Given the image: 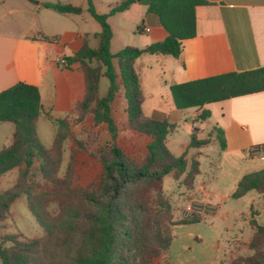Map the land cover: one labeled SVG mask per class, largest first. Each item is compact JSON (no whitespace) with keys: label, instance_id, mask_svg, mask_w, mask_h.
<instances>
[{"label":"trees","instance_id":"trees-1","mask_svg":"<svg viewBox=\"0 0 264 264\" xmlns=\"http://www.w3.org/2000/svg\"><path fill=\"white\" fill-rule=\"evenodd\" d=\"M136 1L158 17L166 35L144 47L124 46L112 54V30L107 18ZM206 3V0H119L110 5L106 13H98L92 0H86V10L100 26L98 46L91 48L84 44L65 60L67 66L79 63L85 83L84 95L68 114L77 112L80 120L90 111L95 124H106L112 141L110 146L100 149L102 170L96 182L71 186L70 162L66 175L57 176L61 146L67 136V116L52 118L57 131L52 147L46 148L36 133L41 112L37 86L18 81L0 91V122L13 124L11 143L0 147V175L24 166L19 183L0 192V219L23 193L29 212L42 229L41 236L32 239L0 237V264H159L153 259L170 249L174 229L200 222L196 216L172 220L171 202L163 192L164 177L169 173L175 181L182 177L180 185L192 189L200 172L199 160L195 156L187 159L184 154L175 156L168 149L166 138L176 130L175 123L143 114V95L134 62L142 54L177 57L182 41L196 35V6ZM43 6L63 14L82 12L80 6L70 3H43ZM29 38L48 42L57 39L42 34H31ZM101 75L107 78L108 89L99 97ZM169 88L174 106L197 108L194 124L200 123L210 117V110L203 108L205 104L264 91V66L172 83ZM120 89L129 127L151 138L140 162L125 154L116 143L117 126L111 114V103ZM201 134L199 128H192L188 147L200 148L208 144L214 134L220 149H224L221 129L214 127L206 136ZM35 161L42 179L51 184L50 190L32 192L24 185ZM252 190L264 192V168L244 174L230 198L239 199ZM50 201L57 203L56 215L47 208ZM250 225L253 234L247 246L252 254L231 258L228 264H264V224L251 221Z\"/></svg>","mask_w":264,"mask_h":264},{"label":"crops","instance_id":"crops-1","mask_svg":"<svg viewBox=\"0 0 264 264\" xmlns=\"http://www.w3.org/2000/svg\"><path fill=\"white\" fill-rule=\"evenodd\" d=\"M35 1L0 0V91L18 81L38 87L41 112L36 122V133L41 143L48 147L54 140V127L45 119V114L54 118L66 116L85 92L84 74L79 63L67 66L65 58L84 44L96 48L100 26L88 31L72 18L75 15L85 19L84 12L88 13L86 0ZM117 1L92 0V4L96 12L106 13L109 6ZM206 1V4L198 5L195 9L196 35L182 41L177 57L142 54L136 58L134 69L143 95V114L157 120L167 118L175 123L176 130L166 138L168 149L175 156L184 154L187 159L195 156L199 160L200 172L194 180L193 188L184 195L200 198L216 207L214 214L203 215L204 221L232 218L223 231L226 241H221L223 238L216 234V241L211 246L215 257L213 264H228L229 259L236 254L248 252L247 244L253 233L251 221L264 223V192L252 190L239 199L230 198L244 174L264 168V154L249 153L254 148L264 146V91L205 104L203 108L210 110V117L194 124L197 108L177 109L169 86L172 83L264 66V0ZM55 2H76L75 6H80L82 12L59 13L65 17L61 18L53 14L57 11L43 6V3ZM96 3L105 9L100 11ZM111 19L120 22L118 32L114 31ZM107 21L112 30V54L124 46L144 47L162 40L166 35L158 17L148 13L146 6L138 1L131 3L124 11L110 15ZM144 28H149V31L145 32ZM136 30L138 38L133 41ZM34 33L57 39L52 42L30 39ZM113 63L117 68L115 59ZM107 89L108 80L101 75L98 96H104ZM111 108L112 113L114 109L121 111L126 119L122 92L116 94ZM196 127L204 136L214 127L221 129L225 140L224 149H220L214 134L208 144L200 148L188 147L191 129ZM128 131L134 138V145L146 153L151 138L131 129ZM12 132L13 124L8 135L0 142V147L11 143ZM211 144L216 146L209 153L205 149ZM201 157L205 159L209 173L201 170ZM164 181H167V188L172 186V173L166 175ZM177 189L181 192L185 190L179 186ZM243 199L246 200L239 213L223 211L230 200ZM231 221L235 222L231 224ZM170 261L169 258L168 264Z\"/></svg>","mask_w":264,"mask_h":264},{"label":"rangeland","instance_id":"rangeland-1","mask_svg":"<svg viewBox=\"0 0 264 264\" xmlns=\"http://www.w3.org/2000/svg\"><path fill=\"white\" fill-rule=\"evenodd\" d=\"M56 3V2H55ZM58 3V2H57ZM71 4L76 5V2H71ZM98 9L103 11L100 3H96ZM100 13V12H99ZM56 16H62L59 13H53ZM84 20L80 19V17L72 16L79 23L82 28H86L88 31H92L94 29H98L99 24L95 21V19L89 14V12H84ZM65 18V17H61ZM77 18V19H76ZM69 21H67L68 23ZM71 23V22H69ZM111 23L114 27V31L118 32L120 30L118 20L111 19ZM46 27L47 24H44ZM136 35L134 36L135 40L137 37V30L134 31ZM35 34V33H34ZM123 36V35H121ZM135 43V42H134ZM132 46V45H129ZM137 47V46H133ZM95 65V62L93 63ZM118 92H122L120 89ZM117 92V93H118ZM148 99V98H147ZM112 105V103H111ZM111 114L117 126V145L127 154L129 157L134 159L137 162H140L145 153L141 151L140 148L134 145V138L129 135V131L131 128L129 127L127 121L124 116H122L121 111L118 109H114ZM49 114H45V119L50 122V124L54 127V138L57 131V126L52 121V118L49 117ZM68 121V130L67 136L62 142L61 146V154H60V163L57 171V176L59 178H63L66 175L67 168L69 162L71 166L69 168L71 175V186L73 187H81L86 186L91 182H96L99 179L102 167L100 162V149L110 146L112 143L110 139V134L107 130V126L105 123L95 124L93 121L92 113L86 112L82 119L78 120L77 112H73L72 114L66 115ZM65 117V116H64ZM11 123L3 122L0 123V142L4 140L3 137L8 135L10 131ZM196 129H198L196 127ZM213 129V128H212ZM211 129V131H212ZM132 130V129H131ZM133 131V130H132ZM54 142V140H53ZM53 142L50 146L46 148H51ZM216 145L211 144L207 146L205 150L209 153H212L211 150L215 148ZM206 147V146H205ZM264 153V152H263ZM201 161V170H206L209 173L208 167L205 164V159L203 157L200 158ZM38 162L35 161L33 167L30 172L27 174V177L24 181V185L28 187L32 192H39L42 190H50L51 184L42 179L41 175L37 171ZM24 168V166H17L9 170L8 172L0 175V192L10 189L19 183V174L20 171ZM211 169V168H210ZM173 176V174H172ZM182 177L175 181L167 188V181L163 183V192L169 198L172 207V220H180L183 218H189L191 216H196L200 219V223L189 224V225H181L177 226L174 231V239L172 241L171 247L169 250L162 252L159 256L153 259V262H157L159 264H168V260L170 258V264H213L214 255L211 251V246L216 241L217 236L220 235L223 238V231L225 226L230 223L229 220L232 218H223L221 220H207L204 221L203 215L205 214H214L208 213L206 211H201L193 214L185 215L184 207L187 203L200 200L197 198H193L190 195H184L188 189H185L180 185ZM165 184V185H164ZM177 186L184 188L183 192L177 189ZM244 200H230L228 206H225V210H229L231 214L233 212L239 213V209L244 207ZM48 210L56 215L58 212L57 203L50 201L48 203ZM235 221H231L233 224ZM264 224V223H260ZM252 228V226H251ZM253 230V229H252ZM42 229L35 221L32 214L29 212L27 208V199L25 194H20V196L15 199L9 206L8 212L3 219H0V237L3 236H15L17 240H26L37 238L41 236ZM253 234V233H252ZM249 237V240L252 237ZM221 241H226L224 238ZM249 242V241H248ZM248 248V246H247ZM263 249H264V240H263ZM252 251L248 249V252H241V254H236V256L232 258L242 257L245 258L250 256ZM194 259V260H193ZM231 258L229 259L230 263Z\"/></svg>","mask_w":264,"mask_h":264},{"label":"built area","instance_id":"built-area-1","mask_svg":"<svg viewBox=\"0 0 264 264\" xmlns=\"http://www.w3.org/2000/svg\"><path fill=\"white\" fill-rule=\"evenodd\" d=\"M144 31L148 32L149 28H144ZM263 152H264V146L260 148H254L249 151L250 155H256V154L263 153ZM215 209H216L215 206H212L211 204L207 202L194 200V201L187 203V205L184 207V212H185V215L190 214V213L193 214V213H197L201 211L212 213L215 211Z\"/></svg>","mask_w":264,"mask_h":264}]
</instances>
